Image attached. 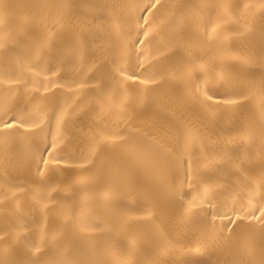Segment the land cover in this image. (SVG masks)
Masks as SVG:
<instances>
[{
    "label": "bare ground",
    "instance_id": "bare-ground-1",
    "mask_svg": "<svg viewBox=\"0 0 264 264\" xmlns=\"http://www.w3.org/2000/svg\"><path fill=\"white\" fill-rule=\"evenodd\" d=\"M261 210L264 0H0V264H264Z\"/></svg>",
    "mask_w": 264,
    "mask_h": 264
},
{
    "label": "snow or ice",
    "instance_id": "snow-or-ice-1",
    "mask_svg": "<svg viewBox=\"0 0 264 264\" xmlns=\"http://www.w3.org/2000/svg\"><path fill=\"white\" fill-rule=\"evenodd\" d=\"M158 2H159V0H157V3H158ZM143 35L147 36V35H148V32L145 31V32L143 33ZM206 35H207V33H206ZM120 71H123V69H120ZM127 78H128V79H136L135 76H129V77H127ZM146 82H147V81H144V80L141 81V83H146ZM197 90H199V88H197ZM205 97H206V99L209 100V101L213 99L212 95L207 94V93H205ZM226 103H229V104H236L237 101H236V100H229V101H226ZM15 119H16V118L13 117V120H15ZM17 123H18L20 126H23V125L26 123V121H24L23 119H20V120L17 121ZM3 127H4V128H12V127H13V123H12V121L5 122L4 125H3ZM52 146L54 147L55 145L53 144ZM43 163L47 164V161H43ZM38 171H39V170H38ZM41 174H42V173H41ZM189 179H190V178H189ZM213 194H214V190H213V189H208V190H206V195H207V196H211V195H213ZM206 202L208 203L209 208L211 209V208L213 207L211 200H210V199H206ZM211 214L213 215V217L219 215L218 213H214V212L211 213ZM251 215H253V217H254V213H252ZM261 216L264 217V210H261ZM222 218H223V217H222ZM254 218H255V217H254ZM75 219H76L75 214H73V220L75 221ZM237 219L239 220V219H241V217H240V216H237ZM229 223H233V221L231 220V218H229ZM236 228H237V229H240L241 226H240L239 224H237V225H236ZM233 232H234V234L236 235L237 243H239V241H240V239H241V237H242V235H243V232H242V231H241V232H237L235 229L233 230ZM52 239H53V240H56V236L53 235ZM37 251H39V249H37ZM54 264H63V262L58 260V261H55Z\"/></svg>",
    "mask_w": 264,
    "mask_h": 264
}]
</instances>
